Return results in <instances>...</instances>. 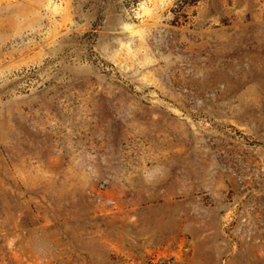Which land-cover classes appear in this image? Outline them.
<instances>
[{
	"label": "rangeland",
	"instance_id": "1",
	"mask_svg": "<svg viewBox=\"0 0 264 264\" xmlns=\"http://www.w3.org/2000/svg\"><path fill=\"white\" fill-rule=\"evenodd\" d=\"M0 264H264V0H0Z\"/></svg>",
	"mask_w": 264,
	"mask_h": 264
}]
</instances>
